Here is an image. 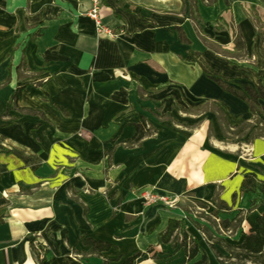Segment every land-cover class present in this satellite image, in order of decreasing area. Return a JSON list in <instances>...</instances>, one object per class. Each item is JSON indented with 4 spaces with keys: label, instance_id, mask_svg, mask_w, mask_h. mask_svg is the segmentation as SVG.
Returning a JSON list of instances; mask_svg holds the SVG:
<instances>
[{
    "label": "crops",
    "instance_id": "1",
    "mask_svg": "<svg viewBox=\"0 0 264 264\" xmlns=\"http://www.w3.org/2000/svg\"><path fill=\"white\" fill-rule=\"evenodd\" d=\"M101 1L117 38L97 34L92 0H0V264H122L138 253L134 264H185L184 231L200 246L187 264L203 252L233 264L210 248L204 231L216 237L217 226L141 198L182 194L222 220L242 212L238 244L258 227L264 203L249 211L259 196L242 185L248 173L264 183V138L224 141L223 113L236 124L250 112L203 69L264 85V2L199 1L194 22L190 0ZM238 34L241 56L217 52H234ZM188 107L190 118L178 114ZM138 124L149 133L134 144ZM88 239L112 247L95 253Z\"/></svg>",
    "mask_w": 264,
    "mask_h": 264
},
{
    "label": "trees",
    "instance_id": "2",
    "mask_svg": "<svg viewBox=\"0 0 264 264\" xmlns=\"http://www.w3.org/2000/svg\"><path fill=\"white\" fill-rule=\"evenodd\" d=\"M199 1H202L207 5H212L217 0H190L192 18L194 22H197L199 19ZM225 1L227 2L228 0ZM260 1L264 2V0ZM175 32L182 43H189V40L187 39L186 34L181 27H176ZM262 34V49L264 51V33L262 32ZM216 50L218 53H222L226 56L231 54H238V56H241V53H243L245 50V43L241 35L238 34L235 38L234 52H226L219 47H217ZM203 70L205 76L208 79L218 84L225 92L230 93L231 95L243 101L247 105L250 112V117L247 119H241L238 117V122L236 124H231L228 121L226 115L223 113L220 118L222 120V133L224 141L229 143H238L241 145L252 144L255 140L264 138V85L260 83L234 84L232 80H227L221 76L213 75L205 68ZM232 84L237 87H233ZM22 90L23 87L14 94V99L16 101L20 99ZM148 133V130L144 129L140 124H138L137 135L133 139L132 143H139L144 137L148 135ZM244 177L245 180L242 185V189H244V191L247 193H253L259 196L258 199L251 202L249 208L250 211L255 209L259 203H264V183H261L257 179L256 175L252 173L245 174ZM235 197L236 196H234V198ZM226 208V205L219 203L218 210ZM213 216H217L215 215V212L213 213ZM242 221L243 216L242 212H240L233 220H221L219 226L223 232H236L241 226ZM1 222L2 221L0 220V223ZM257 224L258 227L252 228L249 233L245 234L244 239L240 244H231L226 242L224 239H215V242L210 245L211 250L220 260L231 262L233 264H264V215H261L257 218ZM178 226V222H170L168 230L163 236V240L165 242H170L172 240ZM212 226L216 227L217 225L214 224ZM204 233L206 234L208 240L212 241V239H214V236L208 229H206ZM84 243H88L89 246H91V251L95 253L107 251L112 247V245L109 243L92 239L84 240ZM215 244L218 245L220 249L226 250L228 254L223 255L222 251L215 247ZM181 245L186 251L185 264L194 260V258L200 252V246L198 242L192 239L185 231L181 237ZM32 246L37 255V249L44 247L41 244L38 245V248H36L34 245ZM142 255L143 253H138L125 260L122 264H134L135 260H137ZM193 264H208L207 254L203 252L201 259L197 262H194Z\"/></svg>",
    "mask_w": 264,
    "mask_h": 264
},
{
    "label": "rangeland",
    "instance_id": "3",
    "mask_svg": "<svg viewBox=\"0 0 264 264\" xmlns=\"http://www.w3.org/2000/svg\"><path fill=\"white\" fill-rule=\"evenodd\" d=\"M192 111H190L189 107L186 108L185 110H181L180 113L178 112V114L180 116H184L183 118L185 117H188L190 118L189 116L190 115H193ZM185 128V127H184ZM239 146V148L241 149L242 147H244L242 144H238V143H235ZM225 147V146H223ZM241 152V150L239 151ZM179 198L178 199H175V205L170 207V206H166L165 204L163 203H156V204H149L147 201H146V198H144L142 196L141 199H143V204L144 206H163L165 208H168V209H172V208H179L180 210H184V214L187 216L188 219H195L198 220L200 223H202V225H216L217 224V227L219 226L220 224V221L222 220V218H220L219 216H213V212H214V209H212L209 205H206V204H203L201 202H197V201H187L186 203H183L182 201V198H183V195L180 194L178 195ZM219 229L217 230V233L216 231H213L216 235V237L214 236V239H224L226 241H228V239H230V241H233V242H230L232 244H238V241L236 239L233 238V236L235 235L234 233H231V232H223V230H221V227L219 226L218 227ZM215 230V229H214ZM211 233V232H210ZM214 235V234H213ZM236 236V235H235ZM233 238V240L231 239ZM212 239L213 242H215V240ZM223 255H227L228 253L226 252V250H223L221 249Z\"/></svg>",
    "mask_w": 264,
    "mask_h": 264
},
{
    "label": "built area",
    "instance_id": "4",
    "mask_svg": "<svg viewBox=\"0 0 264 264\" xmlns=\"http://www.w3.org/2000/svg\"><path fill=\"white\" fill-rule=\"evenodd\" d=\"M92 8L88 11L87 16L94 21L96 32L98 35H105L110 38H117L120 32L114 31L112 28L104 25L100 18V10L102 8L101 0H92ZM142 196L146 198L149 204L163 203L166 206H174L175 199H178V195H171L166 193H159L155 190H146L142 193Z\"/></svg>",
    "mask_w": 264,
    "mask_h": 264
}]
</instances>
